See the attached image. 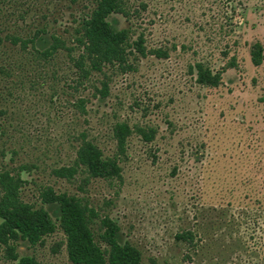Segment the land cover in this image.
<instances>
[{
    "label": "rangeland",
    "instance_id": "374dc122",
    "mask_svg": "<svg viewBox=\"0 0 264 264\" xmlns=\"http://www.w3.org/2000/svg\"><path fill=\"white\" fill-rule=\"evenodd\" d=\"M123 1L131 16L108 21L166 56L137 58L124 74L105 69L102 98L95 91L102 76L93 73L79 86L72 62L77 22L92 0H0V37L28 39L44 30L75 48L45 61L30 45L22 50L5 40L0 47V172L19 178L20 199L47 210L57 225L36 245L17 241L16 253L39 264H72L57 210L40 200L50 187L96 211V241L100 219L109 217L119 242L139 249L141 264H264V1ZM254 44L261 46L258 66ZM198 62L221 74L219 86L196 82ZM116 122L133 129L120 180L91 179L81 191L84 174L70 182L52 175L73 163L82 132L113 157ZM137 127L154 138L145 141ZM184 231L193 233L192 243L175 240ZM0 264H15L3 248Z\"/></svg>",
    "mask_w": 264,
    "mask_h": 264
},
{
    "label": "trees",
    "instance_id": "16d2710c",
    "mask_svg": "<svg viewBox=\"0 0 264 264\" xmlns=\"http://www.w3.org/2000/svg\"><path fill=\"white\" fill-rule=\"evenodd\" d=\"M264 1V0H263ZM94 7L77 22L74 41L77 55L72 59L76 82L79 86L88 81L93 73L102 76L100 87L95 88L100 97L108 95L107 75L105 69L115 68L120 73L132 70L133 61L151 54L157 58L166 56L160 49L148 51L143 35L132 41L129 29H117L108 18L113 14L130 17L123 0H92ZM221 28V27H220ZM223 29V27H222ZM5 40L14 46L19 45L27 50L29 45L40 57L47 61L58 50L73 52L75 48H67L66 43L55 35L47 36L44 30L35 32L31 38L22 39L16 36L0 37V47ZM251 60L255 66L261 63V46L254 44ZM199 85L215 88L221 82V74L213 72L203 63H196L191 70ZM76 106L85 113V101L78 99ZM145 141L154 138V131L136 128ZM133 129L125 122H116L112 128L115 141V154L105 157L102 150L87 135L78 134V147L71 165L52 170V175L61 180L72 181L76 176L84 174L79 189L83 191L91 179L120 180L121 167L119 159L126 154L128 138ZM22 181L7 172H0V248L7 260L15 264H39L30 256L19 257L15 243L25 241L36 245L54 233L56 223L44 208H34L24 203L19 196ZM42 205L53 206L58 213V228L65 236L68 260L72 264H141V252L134 245L118 240L119 227L109 217L100 219L101 233L95 236L91 225L99 218L96 211L79 196L68 192H55L46 187L40 192ZM175 240L192 243L193 233L184 231L175 236Z\"/></svg>",
    "mask_w": 264,
    "mask_h": 264
}]
</instances>
